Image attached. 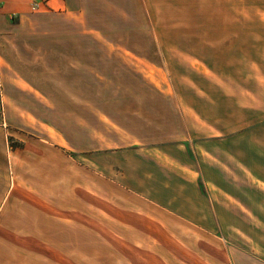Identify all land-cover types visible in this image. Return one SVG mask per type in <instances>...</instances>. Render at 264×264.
Here are the masks:
<instances>
[{"label": "crops", "instance_id": "0c3cea01", "mask_svg": "<svg viewBox=\"0 0 264 264\" xmlns=\"http://www.w3.org/2000/svg\"><path fill=\"white\" fill-rule=\"evenodd\" d=\"M133 2L0 0V264H84L87 235L120 234L159 264H264V53H237L236 96L167 94L179 53H118L99 28ZM169 2L264 26V0H137L141 24H175Z\"/></svg>", "mask_w": 264, "mask_h": 264}, {"label": "rangeland", "instance_id": "374dc122", "mask_svg": "<svg viewBox=\"0 0 264 264\" xmlns=\"http://www.w3.org/2000/svg\"><path fill=\"white\" fill-rule=\"evenodd\" d=\"M136 2L137 0H134V8L128 11V22L133 18L131 23L125 24L124 20H119L120 23L117 25H102L99 28L103 37H116L123 41L121 44L119 41L117 45L118 53H124L125 50H130V53H158V48L166 53H179L181 62L172 63L169 68L170 73L165 74L169 85L167 94L175 92L181 98H189L197 93L199 97L207 96L220 100L226 94L236 96L240 87L242 89L249 85L247 81L253 73L252 69L247 67L253 64V59L246 57V67L238 69L237 53H245L248 56L249 53H264V26L244 25L238 20L237 10H230L228 24L217 23L220 20L207 19L205 16L197 18L192 5L187 6L186 2L181 4L184 10H178V2L167 4L169 8L176 9L170 12V17H175V20H169L175 21V24L145 26L141 24V13L136 8ZM167 12L163 5L159 15L168 17ZM110 13L115 18L123 16L120 11L118 16L117 11ZM126 41H129L128 44ZM220 53H230V55L225 57ZM222 61L227 62L229 68H224ZM249 62L251 65L248 64ZM208 65L215 68L216 72L211 73ZM258 74L259 76L254 73L260 81L262 75L260 72ZM171 84L175 90L171 89ZM211 84L220 87V90L213 88ZM196 85L198 90L193 92L189 86L196 87ZM253 93L259 97L262 95L261 90ZM261 100L259 105H264V98ZM229 105L231 107V104ZM224 109L223 106L214 107L215 113H221ZM229 124L232 126L233 122ZM198 126H201V123H198ZM208 147L206 146L207 149ZM227 148H230L229 152H226ZM211 149L215 156L224 161L234 150L230 145H216ZM231 189L236 194L237 189ZM120 235L121 241H113L108 235L101 237L87 235L84 264H159V261H164L166 258L164 251L149 247V244L140 239V235ZM234 242L237 243L236 239ZM80 264H82L81 259Z\"/></svg>", "mask_w": 264, "mask_h": 264}]
</instances>
